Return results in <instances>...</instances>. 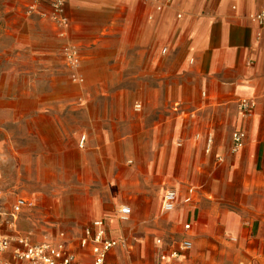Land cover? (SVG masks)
Wrapping results in <instances>:
<instances>
[{"label":"crops","instance_id":"1","mask_svg":"<svg viewBox=\"0 0 264 264\" xmlns=\"http://www.w3.org/2000/svg\"><path fill=\"white\" fill-rule=\"evenodd\" d=\"M30 1L1 4L17 95L4 100L0 133L10 135L5 126L14 123L24 137L23 146L9 144L14 183L23 163L40 199L48 185L81 189L73 207L49 190L65 220L60 227L79 228L50 240L65 242L73 264H92L78 241L102 220L105 237L128 239L108 254L113 264L119 250L129 255L143 246L138 234L146 233L154 236L149 255L128 264H264V38L256 40L248 18L264 0H159L160 10L148 0H66L63 29L44 16L47 4L29 12ZM67 44L78 48L82 84L70 80ZM242 97L257 103L248 117L237 110ZM238 130L244 145L230 153ZM166 188L177 202L162 214ZM19 197L32 201L16 196L9 204L1 195L0 205L9 210ZM124 205L130 215L120 222ZM183 239L191 249L161 263Z\"/></svg>","mask_w":264,"mask_h":264},{"label":"built area","instance_id":"2","mask_svg":"<svg viewBox=\"0 0 264 264\" xmlns=\"http://www.w3.org/2000/svg\"><path fill=\"white\" fill-rule=\"evenodd\" d=\"M66 0H31L27 6L29 12H36L42 4H47L48 12L44 14L50 22L56 27L63 29L67 27L68 19L65 14ZM155 4L156 9H161L159 0H148ZM234 8V7H233ZM180 17V15H177ZM249 20L256 25L255 38L260 40L264 38V8L249 14ZM63 35V33L61 32ZM162 53L166 52V48H162ZM62 54L66 66L70 69V80L75 84L83 83V76L79 73L80 57L78 48L73 44H67L62 49ZM257 103L252 98L242 97L237 102V110L242 117H248L255 109ZM141 103L133 104V111L140 112ZM245 134L242 130L234 131L231 136L230 153H236L242 149L244 145ZM84 138L80 139L82 144ZM1 198V192H0ZM177 194L174 189L166 188L163 191L160 211L162 214L172 212L176 207ZM33 207V202L29 199L17 198L9 210H4L0 205V258L9 253V260L3 261L2 264H73L75 255L62 240L46 239L42 242L32 243L26 236H22L16 232V221L20 212L25 208ZM130 208L128 206H120L117 209V219L120 222H126L129 219ZM6 230L12 231L7 233ZM190 225L185 224L184 230H189ZM161 241L158 239L156 243ZM79 247L82 249L89 248L93 256L92 264H113L107 260L110 251L116 247L126 248L129 246L127 238L118 240L105 237L104 222L102 220H94L91 225L84 228L83 233L78 241ZM192 247L189 239H183L179 243L178 249L168 253L161 254L159 261L161 263L168 259H176L179 250L188 251Z\"/></svg>","mask_w":264,"mask_h":264},{"label":"rangeland","instance_id":"3","mask_svg":"<svg viewBox=\"0 0 264 264\" xmlns=\"http://www.w3.org/2000/svg\"><path fill=\"white\" fill-rule=\"evenodd\" d=\"M13 0H0V119H7V113L2 109L9 107L4 100H7L10 97L16 96V82L14 78L9 75V24H8V14L4 13L1 8L3 2H10ZM24 80L20 81L22 85L21 91L24 90ZM42 89L38 88V92ZM130 95L134 98L136 96V90L130 89ZM8 122V121H7ZM6 133L10 135L6 136L5 134L0 133V192L1 195H4L7 198L8 203L10 204L16 196H27L30 197L33 201V207L29 211H26L19 215L17 222V231L19 234L28 237L32 243L42 242L46 239L55 237L60 231H69L72 232L76 229H79L77 226H72L67 229L60 227L64 223V218L60 216V207L57 203L49 198V196H56L65 200L67 204H70L73 207V199L75 194H79L81 189L78 185L66 184V185H48V189H52L54 193H50L49 190L44 195V198L40 199V193L35 192L36 189L39 190L40 186L30 184V179L28 173L25 171V164H21L22 168L20 169L18 176L20 177L19 183H14L12 177H14V168L13 164L15 154L10 152L9 144L12 143L15 145L19 144L20 146L24 145V137L20 136V130L14 125V123H8L6 126ZM17 143V144H16ZM23 155V154H22ZM66 171L71 169L72 164H63ZM66 173V172H65ZM49 180V179H47ZM72 182V179H70ZM58 192V194H57ZM33 194L37 196V199H34ZM52 194V195H51ZM57 194V195H54ZM36 200V201H35ZM41 203V212H38L36 209ZM77 205L79 204V198H76ZM7 204V206H9ZM124 234V233H123ZM143 238L144 245L129 251V255L122 253V250H119L118 264H128L127 262H133L134 260H144L150 253V243L154 236L151 233L138 234ZM166 236L175 237V234L166 233ZM134 251V252H133ZM90 263V260H89Z\"/></svg>","mask_w":264,"mask_h":264}]
</instances>
